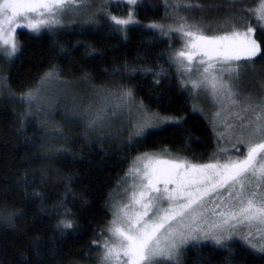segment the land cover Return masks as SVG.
Masks as SVG:
<instances>
[{
  "label": "trees",
  "instance_id": "obj_1",
  "mask_svg": "<svg viewBox=\"0 0 264 264\" xmlns=\"http://www.w3.org/2000/svg\"><path fill=\"white\" fill-rule=\"evenodd\" d=\"M199 2L208 9L204 24L216 27L234 18L253 26L262 52L250 63L264 77V31L247 11L255 9L260 0H241L233 8L227 7V0ZM103 5L95 11L98 15L93 23L67 20L55 32L17 29L20 50L12 59L0 50V79L10 89L0 92V210L17 214L13 224L0 220V264H99L98 244L108 238L112 197L124 185L135 157L168 149L173 156L207 163L217 151L209 120L192 112L190 93L170 59L182 46L180 36L164 37L148 27L173 22L166 19L165 0H137L134 6L127 0H109ZM129 11L135 23L126 33L109 27V14L127 18ZM200 15L196 12L195 18ZM53 66L60 73L53 80L90 96L92 102L99 95L130 88L136 105L143 102L149 112L184 117L186 122L175 132L171 126L168 131L150 130L143 138L134 137L131 144L132 122L106 129L111 136L89 139L85 123L73 113L82 112L90 102L78 99L69 104L71 96L67 95L39 112L33 109V115L21 123L28 108L19 97L30 88L41 87V77ZM68 176L72 181L66 207L72 215L61 217L52 206L63 198V178ZM33 191L42 193L44 200L33 197ZM61 218L71 219L74 228L57 229ZM37 238L39 255L33 243ZM231 243V252L211 243L190 244L182 254L183 264H264V253L239 240Z\"/></svg>",
  "mask_w": 264,
  "mask_h": 264
},
{
  "label": "snow or ice",
  "instance_id": "obj_2",
  "mask_svg": "<svg viewBox=\"0 0 264 264\" xmlns=\"http://www.w3.org/2000/svg\"><path fill=\"white\" fill-rule=\"evenodd\" d=\"M127 3L134 6L137 0H127ZM240 3L241 0H227V7ZM219 6L222 5H216ZM93 7L89 0H0V50L12 59L20 50L17 29L26 28L32 33L42 29L55 32L64 27L65 16H77L81 9ZM99 7L103 9L105 5ZM207 10L199 0H165L166 19L173 22L152 23L148 27L164 37L173 33L180 36L182 48L170 57L178 71L191 74L192 69L185 67V61L191 63L200 58L203 74L199 80L191 81L192 88L204 91L218 106L210 121L217 143L225 135L218 129L225 127L229 138L235 140L236 152L243 150V154L233 156L228 149L218 148L207 163L173 156L168 149L135 157L126 173L132 181L131 191L125 190L128 201L113 205V219L106 228L108 238L101 244L93 241L101 248L99 264H183L185 246L202 242L231 252V242L239 240L264 253V100L251 95L239 99L241 63L253 61L262 52V46L254 39L255 29L251 24L244 26L234 18H226L216 27L204 24L203 14ZM247 11L256 17L260 30L264 31V0ZM196 12L201 13L199 19L195 18ZM97 15L96 12L89 14L86 22H95ZM133 15L132 11L127 18L109 14L112 22L109 27L126 33L128 26L135 23ZM135 71L133 68L132 72ZM59 75V70L53 66L41 77L40 84ZM187 83L182 81L185 87ZM4 91L10 89L6 80L0 79V92ZM101 99L102 104L95 107L89 104L82 112L73 113L85 123L89 139L111 136L112 133L106 131L112 123L109 115L115 116L117 110L124 108L129 111L135 108L137 113L129 132V144L134 137L143 138L150 130L168 131L171 126L175 132L186 122L184 117L149 112L143 102L136 105L130 88L118 94H102ZM112 100L116 103L110 107ZM19 102L28 108L21 116L24 123L33 115L32 110L39 112L47 100L37 87L22 93ZM192 111H197L196 105ZM200 112L204 114L203 109ZM224 113L232 123L219 119ZM63 179L66 191L52 210L61 217H68L72 215L71 209L66 207L72 177ZM31 195L44 200L40 192L33 191ZM16 215L7 208L0 210V220L6 224H13ZM73 228L71 219L61 218L57 223V229L62 231ZM104 231L101 230L102 235ZM33 243L39 255V238Z\"/></svg>",
  "mask_w": 264,
  "mask_h": 264
},
{
  "label": "rangeland",
  "instance_id": "obj_3",
  "mask_svg": "<svg viewBox=\"0 0 264 264\" xmlns=\"http://www.w3.org/2000/svg\"><path fill=\"white\" fill-rule=\"evenodd\" d=\"M108 1L109 0H89L90 3L95 5V7L91 9H81L79 15L77 16H73L69 14L64 17V21H67V20L75 21L79 19H86L88 14L98 11L100 9L99 6ZM250 62L246 64L241 63V66H240L241 67V72H240L241 95L239 99L243 100L245 95H251L254 99L264 100V77L262 75V72L252 68ZM185 67L192 69L191 74H189L188 72H184L183 70L178 71V72L180 74L182 81L188 82L187 87L183 85L182 86L188 89L190 93L191 101H192V108H193V105H196L197 107V111L196 112L192 111V112L204 118L205 116H207V120H209L210 122L213 119V114L218 110V106L214 103L212 98L209 95H207L204 91L201 90L198 92L197 90H194L191 85L192 80H199L202 77L203 67H200V58L194 59V61L191 63L185 61ZM197 68H199L198 71H197ZM60 84L61 83L58 82L57 80L51 79L40 87L42 95L47 100V103H45L44 106L47 105L49 102H56L57 100H59L60 97H63V98L67 97V95L71 96L68 102L69 104L74 105L75 102H78V99L80 102H86V101L90 102L91 105H94L93 107L102 104L101 95L97 97L98 99H95V101L92 102L90 96H86L85 94H80L78 90H75L71 86L63 85V84L60 85ZM82 96L84 98H81ZM115 103H116L115 100L110 101V107L113 106ZM200 109H203L204 114H201ZM109 119L112 121L111 126L121 124V122L129 123V125L131 124V122L134 124L137 120L136 109L132 108L131 111H129L128 108H124L123 110H117V114L115 116L109 115ZM219 119L221 121H225L227 119L228 123L233 122L232 119L227 117V113L222 114ZM218 131L225 133V135L223 139L220 140L219 143H217V150L218 148H226L229 150V154L233 156L238 155V153L236 152V149L233 147V145L235 144V140L229 138L226 128L220 127ZM236 147L241 148L242 146L237 145ZM131 182H132L131 178L126 176L124 185L121 186L116 192V195L112 197V200L110 203L111 218L109 222L113 219V211L115 210L113 205L119 204V203H126L128 201V196L125 190L128 189V191H131V189L129 188V185L131 184ZM257 239H258V236H257ZM202 243H210V242H202ZM187 246H185V248Z\"/></svg>",
  "mask_w": 264,
  "mask_h": 264
}]
</instances>
